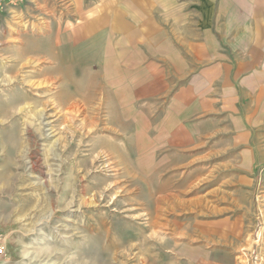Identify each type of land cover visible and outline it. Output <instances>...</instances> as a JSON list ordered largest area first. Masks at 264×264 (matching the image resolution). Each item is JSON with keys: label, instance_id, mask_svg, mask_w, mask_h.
Here are the masks:
<instances>
[{"label": "rangeland", "instance_id": "374dc122", "mask_svg": "<svg viewBox=\"0 0 264 264\" xmlns=\"http://www.w3.org/2000/svg\"><path fill=\"white\" fill-rule=\"evenodd\" d=\"M134 1L0 0V264H264V94L229 77L261 7Z\"/></svg>", "mask_w": 264, "mask_h": 264}, {"label": "crops", "instance_id": "0c3cea01", "mask_svg": "<svg viewBox=\"0 0 264 264\" xmlns=\"http://www.w3.org/2000/svg\"><path fill=\"white\" fill-rule=\"evenodd\" d=\"M147 1L148 0H143L142 4L139 7L144 5V7L148 9L149 4H147ZM129 3H138V2L136 1L131 2V0H128V4ZM243 3L245 5L252 6L253 13H254L255 6L261 7V11L264 14V0H246ZM128 20H133L136 22L139 21V22H144V23L146 22L145 27L140 29L139 32L142 37L149 40L146 46L150 54L172 53L173 52L170 49L169 42L164 39L161 31L159 30V28H157L153 15H146V16L139 17V18L130 17ZM128 20H124V21L128 23L127 22ZM130 29L131 28L129 26H127L125 29V32H127V36L129 37L134 36L136 38L138 36V33H137L138 31L134 30L133 33H128V30ZM130 31H133V30H130ZM261 36L264 37V31L261 34ZM198 45H199L198 47L201 53H204L206 52V50H208V47L205 45V43H200ZM210 47L211 49L215 48L214 46H210ZM251 50H253L252 52L250 51L252 55L249 54V57L246 59L247 60L246 62L239 61L238 63H236L233 74H231L229 77L231 78V80L233 79L238 80L240 83V86L242 85L246 88L247 87L249 88L253 84L255 89L258 88V90L254 92L255 94H261V93L264 94V90H263V87H264V39L263 41L258 43L257 47H253L251 48ZM224 67H226L224 63H220V62L211 63V65L209 64V66L200 68L198 70V76L203 79L204 83L205 82L210 83L213 80L214 83L218 82L220 84L223 82V79H224V76H223ZM226 79L227 78H225L224 80ZM247 90L244 91L245 94L247 93ZM247 99L248 98H246L245 100ZM5 260L8 261L7 259Z\"/></svg>", "mask_w": 264, "mask_h": 264}, {"label": "bare ground", "instance_id": "6f19581e", "mask_svg": "<svg viewBox=\"0 0 264 264\" xmlns=\"http://www.w3.org/2000/svg\"><path fill=\"white\" fill-rule=\"evenodd\" d=\"M18 58L19 59L17 61H14L15 66H17L18 64L19 65H24L25 64V56H21V57H18ZM54 65H55V68H59L58 67L59 66V62H55ZM55 98H57V103H58L57 106H60V107L64 106L66 108V110L69 111L70 119H72L73 118V114H71L70 112H72V111H74L76 109V106H77L76 99H74L71 95H69V92L67 90H63L62 92H59L55 96ZM87 118H88V124L89 125H93L95 123L94 119L90 120V117H87Z\"/></svg>", "mask_w": 264, "mask_h": 264}, {"label": "built area", "instance_id": "2783aa9c", "mask_svg": "<svg viewBox=\"0 0 264 264\" xmlns=\"http://www.w3.org/2000/svg\"><path fill=\"white\" fill-rule=\"evenodd\" d=\"M6 256V248L1 241V232H0V261L5 259Z\"/></svg>", "mask_w": 264, "mask_h": 264}]
</instances>
